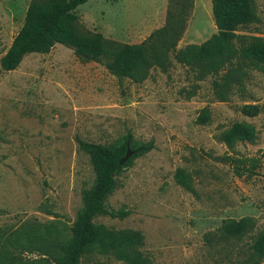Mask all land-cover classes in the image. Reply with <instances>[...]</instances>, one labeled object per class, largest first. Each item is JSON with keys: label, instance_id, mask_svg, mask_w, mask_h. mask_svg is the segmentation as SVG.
Listing matches in <instances>:
<instances>
[{"label": "rangeland", "instance_id": "1", "mask_svg": "<svg viewBox=\"0 0 264 264\" xmlns=\"http://www.w3.org/2000/svg\"><path fill=\"white\" fill-rule=\"evenodd\" d=\"M32 1L0 0V59ZM170 4L177 21L186 17L178 49L218 31L212 0H88L77 9L78 28L140 43L166 25ZM255 7L258 20L237 33L264 36V0H255ZM173 62L170 70L152 68L145 80L133 82L58 43L49 53L26 55L14 70L0 64V254L10 248L20 262L47 258L15 238L53 224L70 232L84 206L83 191L95 180L77 138L113 145L131 134L134 144L153 139L155 148L122 171L108 198L129 215H97L94 223L141 231L142 250L153 264H245L264 232V73L250 70L244 87L234 85L222 100L214 90L216 75L201 79L196 69ZM247 103L260 105V113L244 115ZM206 113L208 122L198 123ZM237 121L252 124L255 137L231 148L221 134ZM224 154L257 155L261 164L252 177H239L215 159ZM179 170L190 187L177 181ZM246 216L256 222L246 235L222 233L224 220ZM96 260L126 264L96 252L82 259Z\"/></svg>", "mask_w": 264, "mask_h": 264}, {"label": "trees", "instance_id": "2", "mask_svg": "<svg viewBox=\"0 0 264 264\" xmlns=\"http://www.w3.org/2000/svg\"><path fill=\"white\" fill-rule=\"evenodd\" d=\"M88 0H33L26 12L24 23L14 37L12 45L1 57L3 70L16 69L23 58L30 53H49L60 43L74 49L75 54L85 61L102 62L120 79L133 82L145 80L152 68L170 70L173 59L182 65L196 69L199 78L216 75V95L227 100L234 85L244 87V78L250 70L264 73V36H246L236 31L258 20L255 0H212L213 16L218 28L207 40L189 44L182 49L177 45L186 28V17L177 21L175 7L168 12L166 25L153 31L140 43H118L110 41L102 33L83 32L78 28L77 9ZM193 4L190 2L191 10ZM187 11V10H186ZM185 13V12H184ZM206 111V109H204ZM244 115L257 116L261 107L247 103L241 108ZM208 113L198 118V123L208 122ZM255 137V128L247 122H234L221 134L229 147L237 142L250 141ZM79 149L87 153L92 163L95 180L83 191L84 206L70 232L63 226L53 224L38 232L26 231L19 240L32 244L47 258L31 263L20 262L10 248L0 254V264H83V257L91 252L100 256L112 254L126 264H153L149 255L142 250L144 235L132 228L111 229L94 223L97 215L124 219L127 209H116L109 205L108 198L118 186V177L132 164L133 160L155 148L153 139L134 144L131 134L124 141L105 145L103 143L77 138ZM128 150L133 155L124 163L120 161ZM216 160L232 165L234 173L248 178L260 167V156L224 154ZM177 181L190 187L189 179L179 170ZM256 222L253 217L229 218L223 221L222 233L227 237L246 235ZM264 260V232L259 233L249 251L245 264H260ZM89 264H114L96 260Z\"/></svg>", "mask_w": 264, "mask_h": 264}, {"label": "water", "instance_id": "3", "mask_svg": "<svg viewBox=\"0 0 264 264\" xmlns=\"http://www.w3.org/2000/svg\"><path fill=\"white\" fill-rule=\"evenodd\" d=\"M133 155V152L131 150H128L125 157L120 161L121 164H124L131 156Z\"/></svg>", "mask_w": 264, "mask_h": 264}]
</instances>
